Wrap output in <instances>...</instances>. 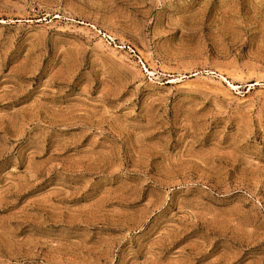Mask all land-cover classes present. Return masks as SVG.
<instances>
[{
  "label": "rangeland",
  "instance_id": "obj_1",
  "mask_svg": "<svg viewBox=\"0 0 264 264\" xmlns=\"http://www.w3.org/2000/svg\"><path fill=\"white\" fill-rule=\"evenodd\" d=\"M0 264H264V0H0Z\"/></svg>",
  "mask_w": 264,
  "mask_h": 264
}]
</instances>
